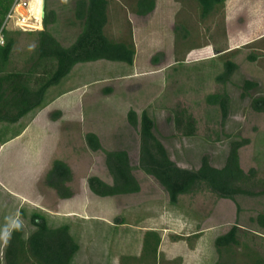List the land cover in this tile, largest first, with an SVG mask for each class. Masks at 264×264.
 I'll list each match as a JSON object with an SVG mask.
<instances>
[{
  "label": "rangeland",
  "instance_id": "1",
  "mask_svg": "<svg viewBox=\"0 0 264 264\" xmlns=\"http://www.w3.org/2000/svg\"><path fill=\"white\" fill-rule=\"evenodd\" d=\"M75 0H44L48 30L63 45L80 33ZM136 0H110L106 33L132 40V64L98 61L78 64L43 105L16 124H2L0 147V231L17 222L25 234L38 213L50 226L67 225L78 244L72 264H123L142 254L145 234L161 238L158 264H264V194L220 199L200 187L172 200L153 177L139 169L140 122L144 115L171 159L194 171L206 157L222 167L233 142L242 145L240 166L255 170L246 186L264 189V112L253 99L264 96V0H226L203 16L197 0H156L146 17L135 14ZM7 18V17H6ZM5 42L14 48L7 71H25L39 44L37 31H22L9 21ZM3 27V26H2ZM247 83L254 85L245 89ZM210 96H217L215 103ZM137 116V126L129 113ZM194 119L176 129L173 118ZM101 149L92 150L88 135ZM246 142V143H244ZM125 150L140 192L114 197L94 194L89 180L112 184L105 152ZM57 160L73 173L70 200H60L45 184ZM234 232L235 242L219 246ZM2 232V233H3ZM5 247L0 243V264Z\"/></svg>",
  "mask_w": 264,
  "mask_h": 264
},
{
  "label": "trees",
  "instance_id": "2",
  "mask_svg": "<svg viewBox=\"0 0 264 264\" xmlns=\"http://www.w3.org/2000/svg\"><path fill=\"white\" fill-rule=\"evenodd\" d=\"M203 16L208 15L216 5L226 0H197ZM14 0H0V30L9 14ZM110 0H75L74 19L78 23L80 33L75 42L63 46L48 30L52 23L49 13L44 17V29L39 32V44L34 59L25 71H7L14 48V42L4 41L0 45V127L2 124H16L29 113L43 105L49 89L59 85L78 64L109 61L132 64L136 54L132 40H114L106 33L108 7ZM156 7V0H136L135 14L140 17L150 15ZM253 84L247 83L245 89ZM217 96H210L209 101L215 103ZM252 108L264 112V96L253 99ZM182 116L173 118L176 129L188 128L193 132L194 119ZM129 122L137 126L136 114L129 113ZM156 125L146 115L140 122V157L139 169L153 176L170 194L174 201L179 195L189 194L197 188L205 187L220 199L235 200L238 197L263 195L264 189L258 193L246 186L255 178V170L245 173L239 160V148L243 143L233 142L230 152L222 167L213 166L203 157L201 165L194 171L184 170L170 157L164 143L156 135ZM92 150L101 149L97 136L87 137ZM246 143V142H244ZM105 163L112 184H107L97 177L89 180L91 191L100 197L130 195L140 192V184L134 176L130 158L125 150L105 152ZM73 180L70 167L63 161L53 163L45 178V184L54 190L60 200H70L74 196L68 184ZM259 224L264 226V216L259 217ZM33 230L29 235L24 228L11 232V241L5 247L3 258L5 264H72L78 251V244L67 225L50 226L46 219L38 213L31 216ZM234 241L231 231L222 236L217 243L222 246ZM161 243L159 234L149 231L144 237L142 254L134 257L135 263L126 259L123 264H158V249Z\"/></svg>",
  "mask_w": 264,
  "mask_h": 264
},
{
  "label": "built area",
  "instance_id": "3",
  "mask_svg": "<svg viewBox=\"0 0 264 264\" xmlns=\"http://www.w3.org/2000/svg\"><path fill=\"white\" fill-rule=\"evenodd\" d=\"M34 0H14L11 10L6 18V24L12 21L18 29L22 31H37L40 30L44 21L43 8L39 15L36 16L32 8ZM44 5V0H42ZM4 29L5 24L0 30V45L4 44Z\"/></svg>",
  "mask_w": 264,
  "mask_h": 264
},
{
  "label": "clouds",
  "instance_id": "4",
  "mask_svg": "<svg viewBox=\"0 0 264 264\" xmlns=\"http://www.w3.org/2000/svg\"><path fill=\"white\" fill-rule=\"evenodd\" d=\"M22 227L21 222H17L16 230H19ZM11 241V232L5 231L3 233H0V243H2L4 246H7Z\"/></svg>",
  "mask_w": 264,
  "mask_h": 264
},
{
  "label": "bare ground",
  "instance_id": "5",
  "mask_svg": "<svg viewBox=\"0 0 264 264\" xmlns=\"http://www.w3.org/2000/svg\"><path fill=\"white\" fill-rule=\"evenodd\" d=\"M32 8L34 10L35 15L38 16L39 12H41V10L43 8L42 0H34V2L32 4Z\"/></svg>",
  "mask_w": 264,
  "mask_h": 264
},
{
  "label": "crops",
  "instance_id": "6",
  "mask_svg": "<svg viewBox=\"0 0 264 264\" xmlns=\"http://www.w3.org/2000/svg\"><path fill=\"white\" fill-rule=\"evenodd\" d=\"M6 147H7V145H2V146L0 147V155H2V153H3V151L6 149ZM3 231H4V230H3ZM3 231L1 230L0 233H2Z\"/></svg>",
  "mask_w": 264,
  "mask_h": 264
},
{
  "label": "water",
  "instance_id": "7",
  "mask_svg": "<svg viewBox=\"0 0 264 264\" xmlns=\"http://www.w3.org/2000/svg\"><path fill=\"white\" fill-rule=\"evenodd\" d=\"M43 17H45V7L43 5Z\"/></svg>",
  "mask_w": 264,
  "mask_h": 264
}]
</instances>
